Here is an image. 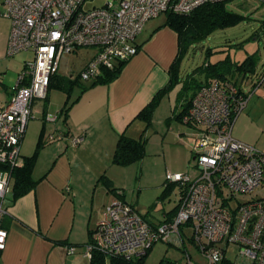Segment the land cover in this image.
<instances>
[{
	"label": "built area",
	"instance_id": "1",
	"mask_svg": "<svg viewBox=\"0 0 264 264\" xmlns=\"http://www.w3.org/2000/svg\"><path fill=\"white\" fill-rule=\"evenodd\" d=\"M214 1L220 0H106L99 7H87V0L3 1L0 15L10 20L5 55L31 51L33 58L24 61L9 98L0 100V164L5 166L0 168V250L7 238L2 219L11 194L12 170L21 162L32 104L46 97L62 55L96 46L95 55L79 73L82 80L92 79L100 66L112 67L114 61L129 60L138 51L135 39L148 20L166 11L189 13ZM257 81V85L264 81V75ZM250 95L228 79L213 78L202 85L182 118L195 128L191 162L186 171L165 173L167 183L178 184L175 213L152 224L117 190L91 231L85 254L90 257L98 249L107 256L129 259L159 240L180 247L189 241L204 263L194 262L186 251L185 264H221L231 246L237 253L230 263L264 264V197L238 198L264 187V153L232 135ZM82 141L83 136L76 135L70 144ZM67 249L74 251L73 246Z\"/></svg>",
	"mask_w": 264,
	"mask_h": 264
},
{
	"label": "crops",
	"instance_id": "2",
	"mask_svg": "<svg viewBox=\"0 0 264 264\" xmlns=\"http://www.w3.org/2000/svg\"><path fill=\"white\" fill-rule=\"evenodd\" d=\"M153 19L148 20L137 35L138 51L126 62L117 78L94 85H89L91 79L86 80L84 85L87 87L80 88L77 96H70L69 101H74L67 111L62 110L65 103L62 102L52 113L47 101L48 91L39 106V99L34 100L21 142L19 166L38 148L32 168L33 179L37 182L14 202L6 201L7 212L2 226L7 229V238L5 247L0 250V264H87L85 248L90 232L114 195L107 183L111 188L121 190V197L126 200L120 186L124 183L115 176L118 165L111 163L118 137L124 134L138 138L144 134L147 137L145 153L164 149L166 134L161 135L158 128L167 123L170 126L175 119L180 120L176 118L180 110L176 109L180 108L176 100L180 83L159 96L145 131L146 122L138 114L169 83L175 61L180 65L182 77L183 60L179 59L181 47L177 32L163 24L165 19ZM9 31L10 28L0 36V58L6 56ZM14 88L15 84L6 90L3 84L0 100L6 101ZM48 114L57 115V118L47 119ZM150 129L152 133L148 139L146 133ZM182 133V137L186 135ZM156 134L160 137L158 140L153 137ZM76 135L83 136V141L74 146L70 139ZM182 137L176 141L180 142ZM190 139L187 144H180L188 164L192 159ZM165 173H161L155 182L160 190H168L174 184L165 181ZM135 207L146 220L149 219L146 217L148 210ZM175 211L176 206L169 211L163 210L160 218L148 221L152 224L161 222ZM67 246H73L74 251L70 253Z\"/></svg>",
	"mask_w": 264,
	"mask_h": 264
},
{
	"label": "rangeland",
	"instance_id": "3",
	"mask_svg": "<svg viewBox=\"0 0 264 264\" xmlns=\"http://www.w3.org/2000/svg\"><path fill=\"white\" fill-rule=\"evenodd\" d=\"M3 1L0 0V12L3 10ZM105 1L87 0L86 4L87 7H99ZM228 6L235 12L242 14L244 19L236 26L216 30L205 39L190 46L182 58L181 70L183 71L181 74L185 76V72H190L194 68L202 66L206 60L213 63L223 59V65L219 70L225 72L229 80L241 84L246 93L251 94L245 108L237 116L233 124L232 135L264 153V81L258 85L255 83L258 76L262 73V68H264V29L260 27L261 23L264 22V3H261L259 0H230ZM165 16V13H161L157 18L154 17L153 20L161 21L165 19ZM9 28L10 20L0 15V36L4 35ZM208 48L213 52L205 53ZM96 50V46H82L72 52L64 53L56 73L57 77H70L78 79L81 84H85L86 80H82L79 73L82 67H84L85 61ZM248 55L253 57L254 68L246 71L245 74L239 71L236 72L235 67L237 63L241 62ZM32 58L33 53L31 51H20L10 56L1 57L0 90H2L3 84L6 85V90L12 89L16 83L18 73L22 70L24 61L31 60ZM203 77V73H195L194 75L196 80H200ZM57 79L53 81L48 90L49 96L47 101H49L52 113L55 112L56 106L63 104L62 102H65L67 99V93L57 86ZM177 86L180 87L179 84ZM79 91L80 85L73 88L70 95L74 97L75 94L77 96L76 93H79ZM191 91L192 89L186 91L184 98H188ZM41 102L43 103V99L37 101L38 106ZM172 123L170 126L167 123L158 128L161 135L166 134L163 150L146 151L145 156L139 162L125 166H115L117 180L124 183L120 186L124 189L126 201L135 204L139 210H148L147 219L160 218L163 210L169 211L174 209L179 196L177 183L172 184L168 190H160L155 185L157 177L166 171H186L188 168L187 164L189 160H186V152L180 144H187L195 128H190L182 120L175 119ZM150 132L152 133L151 129L146 133L148 139L150 138ZM182 132L186 133L183 137ZM153 137L157 140L160 138L158 134ZM180 137H182L180 142L176 141ZM189 151H191V148H189ZM250 197H264V187L256 188L252 193L242 194L238 198L240 200H247ZM186 251L194 262L204 263L200 251L192 242L186 241L180 247L161 240L156 241L149 248L145 257V263L157 264L161 258L166 257L184 264L187 260ZM236 253L237 248L231 246L226 253V257L234 260Z\"/></svg>",
	"mask_w": 264,
	"mask_h": 264
},
{
	"label": "trees",
	"instance_id": "4",
	"mask_svg": "<svg viewBox=\"0 0 264 264\" xmlns=\"http://www.w3.org/2000/svg\"><path fill=\"white\" fill-rule=\"evenodd\" d=\"M229 2L230 0L205 2L194 8L189 13H174L172 11L165 12L166 16L163 24L168 25L178 34L179 45L181 47V57L179 56V59H182V56H184L186 53L185 51L190 48V46L205 39L214 31L234 27L244 19L242 14H239L229 8ZM260 27L264 29V22L261 23ZM212 52L213 51L210 48L206 49L205 51V53ZM127 61L128 60H116L114 61L112 67L100 66L99 72L90 80L89 85L108 83L114 80L120 74ZM222 65L223 59L217 60L213 63L206 60L202 66L194 68L192 71L186 73L185 76L181 77L179 76V65L177 61H175L171 67L169 83H167L163 89H160L155 94L153 99L138 114V116L143 118L146 122L144 131L150 125L151 115L156 107L159 96H161L168 89L174 87L176 84L180 83V88L178 90L176 99L177 102H179L180 110L176 114V118L182 120L190 106L192 96L202 85L208 84L213 78H218L219 80H229V78H227V74L219 70ZM253 68V57L248 55L241 62L237 63L235 71L245 74L246 71L252 70ZM195 73H203L204 77L200 80H196L194 78ZM262 75H264V68H262V73L258 77H261ZM57 78L58 77L56 73L51 76L47 91L49 90L51 84H53V81H55ZM57 80V86L67 93V99L65 100V103L62 107V110L67 111L74 101H69L71 90L75 86L79 85L81 89H84L87 87V85L81 84L78 79H72L70 77H59ZM233 82L237 83L236 81ZM255 83H258V81ZM190 89H192V91L189 97L184 98L185 92ZM146 142L147 137L144 134L138 138H131L121 134L117 139L111 158V163L125 166L140 161L145 156ZM37 150L38 148L31 156L25 157L21 166H18L12 170L13 182L11 183V194L8 196L9 198L7 197L9 204L14 202L19 196L27 193L36 184L37 180L33 179L32 168ZM4 167V165L0 164V168ZM101 178L105 179L104 175H102ZM107 184L115 194L117 188H111L110 184ZM121 196H123V193ZM5 207L7 208L6 203ZM148 250L149 249H147L144 254L126 259L121 255L107 256L103 251L93 249L90 257H88L87 264H146L145 257L148 253ZM157 264L180 263L176 260H171L164 257L161 258ZM221 264L232 263H230V259L228 260V258H225Z\"/></svg>",
	"mask_w": 264,
	"mask_h": 264
}]
</instances>
